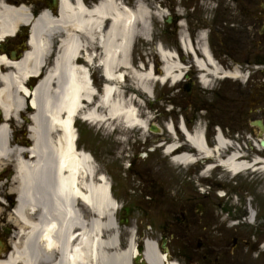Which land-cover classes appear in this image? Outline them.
Masks as SVG:
<instances>
[{
	"label": "bare ground",
	"instance_id": "obj_1",
	"mask_svg": "<svg viewBox=\"0 0 264 264\" xmlns=\"http://www.w3.org/2000/svg\"><path fill=\"white\" fill-rule=\"evenodd\" d=\"M60 3L57 18L46 11L33 24L31 48L23 59L13 62L0 49V110L5 119L18 118L31 98L33 105V145L27 151L31 160L23 158L24 150L10 149V130L7 125H0V161L14 157L17 166L13 190L18 202L13 214L22 226L15 253L0 264H78L86 258L87 264H130L138 255L134 232L127 247H119L114 218L119 204L110 194L108 178L97 173L90 153L76 148L75 119H88L91 125L104 126L109 131L121 128L145 135L150 122L142 117L141 99L126 96L121 84L131 77L135 88L149 96L159 79L163 84L180 81L186 66L175 52L167 51L161 44L156 51L164 63L163 75L157 74L159 68L153 71L152 64L139 68L133 64L136 39L143 36L151 40V19L156 14L163 16L162 12L154 13L147 0H137L134 8L116 0H103L91 10L81 0ZM30 20L34 21L26 5L0 0V43L13 36L18 25ZM71 30L74 33H69ZM82 33L88 36V42L81 38ZM180 41L183 50L193 56L204 86H209L212 78L244 80L245 75L238 70L223 71L210 55L206 42L199 47L194 45L186 31ZM52 56L49 70L46 64ZM94 68H99L105 79L102 88L92 83ZM42 69L45 75L31 93L28 77ZM178 126L166 125L170 132L185 135L189 142V146L183 143L174 151L177 164H193L196 154L203 159H217L233 173H244L250 167H256L257 174L264 172V159L257 155L251 163L241 159L238 152L224 156L222 152L230 142L222 135L218 134L215 148H211L203 136L204 128L197 127L191 133L182 122ZM175 146L172 138L166 152ZM192 148L196 152L192 153ZM208 158L205 174L213 170ZM145 245L143 256L148 264L169 262L154 242L147 240Z\"/></svg>",
	"mask_w": 264,
	"mask_h": 264
},
{
	"label": "flooded vegetation",
	"instance_id": "obj_2",
	"mask_svg": "<svg viewBox=\"0 0 264 264\" xmlns=\"http://www.w3.org/2000/svg\"><path fill=\"white\" fill-rule=\"evenodd\" d=\"M23 1L29 3L34 14L42 8H50L56 12L57 0H13L14 3ZM83 1L91 7L100 0ZM116 1L130 8H134L136 4V0ZM163 5L166 11L165 31L168 35H174L178 39L181 25L185 23V29L189 31L194 43H197L201 28H207L206 40L221 69L230 72L233 70L248 72L243 81L234 79L233 83L230 79L215 80V83L205 87L238 85L234 89V98H227L226 92H213V99L204 103L203 108L198 109L205 115L204 128L209 146L215 148L217 136L220 134L234 145V149H242L247 162H250L255 155L264 159V145L261 144L264 139V47L260 46L256 52L252 53L251 49H240L239 46V41L243 38L264 40V0H164ZM258 25L262 26L258 27ZM231 26H236L241 30L238 31ZM17 27L15 35L8 37L0 45L3 53L13 62L19 61L31 48L29 36L32 26L20 24ZM183 61L186 59L183 58ZM50 63L51 60L46 66ZM35 83L36 80L31 79L27 87L30 88ZM241 85H244V89ZM194 89H201V87L191 71L188 72V78L185 77L184 82L174 88L175 91L190 90L188 92L190 95ZM192 106L193 104L191 108ZM28 115L22 111L18 118L0 119V125H7L10 130L8 139L10 149L24 150L23 158L31 160V155L27 151L33 145L32 122ZM226 122L239 124V127L244 130L242 138H238V129L231 131ZM197 127H199L198 122L195 124V128ZM232 149L231 146L227 147L222 152L223 155ZM109 152L111 151L96 155V160L99 162L97 164L98 173L104 170L103 157L108 158L113 155ZM15 164L14 157L0 161V262H5L13 255L16 244L21 241L22 226L13 214L18 202L17 192L13 190L16 185L17 166ZM206 164H208L206 158L195 164L196 179L200 185L199 190H201L196 195L195 211L189 204H181L179 211L170 215L162 224L154 222L149 226V230L137 229L136 233L141 232L138 234L140 236H137V246L141 247L146 237L158 238L162 251H167L170 259L178 256L182 261L181 264L198 263L199 258H201L199 264H216V262L224 264L223 257L230 245L233 250H240L243 245L260 249L264 246V172L259 174L254 172L248 175L249 178L254 175V180L250 184L251 188L247 192L249 204L245 206L247 210L238 215L234 214L235 207L232 206L230 199H227V192L225 191L226 196H223L220 191L223 188L220 185L215 186L213 192L211 176L209 177L208 174L201 176L205 172ZM130 171L149 178L150 171L147 169L139 172L137 167H134ZM111 183L115 194L119 195L126 191L124 187L120 188L123 182H119L116 174L111 173ZM203 186L207 188L204 189ZM214 194H217L220 200L210 198ZM134 208L136 205H122L119 216H117L120 224L122 219L127 217V211L130 221ZM165 213L168 214V212ZM195 217L199 223L200 237L192 250L190 232L195 229ZM239 220L244 221L243 224H237ZM123 226L127 227V225ZM123 226H119L118 232L121 248L126 246L129 239ZM154 227L155 231H153ZM244 232H250V241L245 239ZM87 261V258L79 260L78 264H87ZM130 264H146V262L144 263L142 257L134 256Z\"/></svg>",
	"mask_w": 264,
	"mask_h": 264
},
{
	"label": "rangeland",
	"instance_id": "obj_3",
	"mask_svg": "<svg viewBox=\"0 0 264 264\" xmlns=\"http://www.w3.org/2000/svg\"><path fill=\"white\" fill-rule=\"evenodd\" d=\"M2 1L13 5V0ZM163 2L164 0H147L149 8L152 9L154 13L162 12L163 16L160 17L156 14L151 19V40L145 39L143 36H139L138 39H136L132 53L133 64L136 68H139L137 63L141 60L145 66L154 64L157 69H161L164 63L159 53L156 51V45L160 42L167 51L178 50L181 56H184L186 59L185 62L183 60L181 61L185 64L186 69H192L196 75L200 74L191 59V54L185 53V51L178 46L177 38L174 35H168L165 31V9ZM24 4L28 5V3ZM261 26L262 25H258V27ZM231 27L238 31L241 30V28L236 26ZM183 31H180V36ZM206 31L207 28H201L197 37L198 42L196 45L198 47L205 42L203 34ZM79 35L85 42L89 41L86 34L82 33ZM239 46L241 47L240 49H251L252 53H254L257 51L258 47H264V40L257 38L248 40L243 38L242 41H239ZM246 73L248 72L244 71L242 74L246 75ZM157 74L160 76L163 75L162 69L161 71L158 70ZM92 76L95 81L94 86H99L104 83L99 68H94L92 70ZM216 80H219V78ZM214 81L213 78L212 83H215ZM231 81L234 83V80ZM134 82L135 80L133 78L128 77L127 80L121 84L122 89L125 91L126 96L136 94L144 101H140L142 117L148 118L150 122L149 128L150 125H155L159 128L158 131H153L150 128L145 132V135H142L138 130H123L121 128L116 129V131H109L106 130L104 126L100 128L98 125L96 127L87 122L84 123L78 120V131L80 132L79 141L86 152H91L93 157L98 153L104 154L108 153V151L113 153V155L108 158L106 156L103 157L105 164L104 170L101 173H105L109 182L111 181V173L116 174L119 182H123L120 188L124 187L126 191L116 196L117 204L120 206L124 204L128 206L136 205V208L133 209V215L130 216L127 227L122 225V228L127 231L128 236L133 229H139L140 231L149 230V226L154 224V222L156 224H162V222L167 221L170 215L179 211L181 204H189L191 209L195 211L196 195L201 191L199 190L200 185L196 179L195 166L180 167L179 164L168 159L163 150L158 149L156 145L162 141L172 140L166 127V125L171 122L176 125L177 129L178 122L182 119H184L186 123L191 122L188 125L191 132L195 129L196 122L199 123V127L204 128L206 123V119L204 118L205 115L199 112L198 109L203 108L204 103L213 99V92H226L227 98H234V89L238 86L204 88V86L197 81L201 89H194L193 93L190 95L186 93L185 90L175 91L174 88L177 83L172 84V82L169 81L163 84L159 82L153 84L154 93L148 96L140 89H136ZM241 86L244 89V85ZM143 103H145V105H143ZM192 104L193 106L191 108ZM226 124L229 125L228 127L231 131H236L238 129L237 131H239L240 134H244V130L239 127V124L231 122H226ZM178 137L182 143L186 141L183 134L179 133ZM111 152H109V154H111ZM141 152H143V154H141ZM94 160H96L95 157ZM98 163L99 162H97V164ZM134 167H137L139 172L145 171L146 169L150 171L149 178H144L142 175H138L137 172L130 171L131 168ZM219 174L220 178H218ZM250 174L252 173L249 172L248 175ZM210 176L213 180L212 191L214 192L215 186L217 185H220L221 188L226 190L228 194L227 199L229 198L232 206L235 207L233 209L234 214L240 215L242 211L247 210L245 208V206L249 204L247 192L251 188L250 184L254 180V175L252 178L239 176L240 179L236 180L238 183L231 182L233 179L223 171H216L212 174L210 172ZM203 187L204 189L207 188V186ZM210 198L220 200L217 194H214ZM165 212H168V214ZM194 222L195 229L190 232L192 250L195 248L198 238L200 237L198 230L199 223L196 217ZM243 222L239 220L237 224H243ZM153 231H155V227ZM140 233L141 232L136 233V235L140 236L138 235ZM243 235L246 240L250 241V232H244ZM175 255H177V253H175ZM200 260L201 258L197 261L198 263L194 264H199ZM172 261H176L179 264L182 263L178 256L173 258ZM223 263L264 264V247L260 249L255 246L250 248L244 247L243 245V248L240 250H233L230 245V248H228V251L224 254Z\"/></svg>",
	"mask_w": 264,
	"mask_h": 264
},
{
	"label": "water",
	"instance_id": "obj_4",
	"mask_svg": "<svg viewBox=\"0 0 264 264\" xmlns=\"http://www.w3.org/2000/svg\"><path fill=\"white\" fill-rule=\"evenodd\" d=\"M38 19V18H37ZM36 19V20H37ZM32 99V98H31ZM30 109L32 110L33 109V105L31 104L30 105ZM154 130H157V128H155V127H152ZM262 144H264V141H262ZM140 252H142V249L140 248Z\"/></svg>",
	"mask_w": 264,
	"mask_h": 264
}]
</instances>
